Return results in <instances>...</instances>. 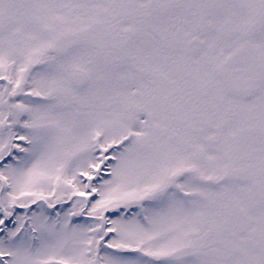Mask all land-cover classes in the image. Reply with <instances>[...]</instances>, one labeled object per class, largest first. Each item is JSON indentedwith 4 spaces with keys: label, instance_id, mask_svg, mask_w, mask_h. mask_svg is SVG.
<instances>
[{
    "label": "snow or ice",
    "instance_id": "6c2138e0",
    "mask_svg": "<svg viewBox=\"0 0 264 264\" xmlns=\"http://www.w3.org/2000/svg\"><path fill=\"white\" fill-rule=\"evenodd\" d=\"M0 264H264V0H0Z\"/></svg>",
    "mask_w": 264,
    "mask_h": 264
}]
</instances>
